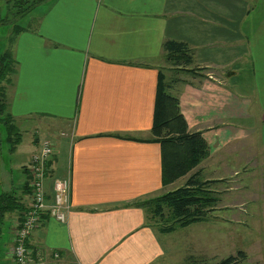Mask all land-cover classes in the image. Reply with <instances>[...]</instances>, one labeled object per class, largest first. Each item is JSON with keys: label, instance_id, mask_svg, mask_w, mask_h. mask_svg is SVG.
Returning <instances> with one entry per match:
<instances>
[{"label": "crops", "instance_id": "1", "mask_svg": "<svg viewBox=\"0 0 264 264\" xmlns=\"http://www.w3.org/2000/svg\"><path fill=\"white\" fill-rule=\"evenodd\" d=\"M36 7L41 13L26 15L32 28L13 45L8 110L22 135L18 161L0 165V192L17 190L26 206L28 160L50 138L46 191L50 198L54 176L69 178L71 206L64 222L45 215L29 246L52 264H160L174 251L178 228L160 232L136 202L196 172L217 201L189 225L215 227L199 226L184 250L197 263L243 250L249 264L248 247L237 243L247 238L257 253L264 248V0H45ZM166 40L187 43L193 66L206 68L165 79L209 153L162 185L160 144L150 130ZM20 215L8 214L2 228L9 264Z\"/></svg>", "mask_w": 264, "mask_h": 264}, {"label": "trees", "instance_id": "2", "mask_svg": "<svg viewBox=\"0 0 264 264\" xmlns=\"http://www.w3.org/2000/svg\"><path fill=\"white\" fill-rule=\"evenodd\" d=\"M44 0H14L9 5L5 21L15 32L10 33L8 46L0 52V121L5 126L11 149L21 141V134L8 110V88L16 73L13 45L17 35L33 24L23 27L16 22L24 18L38 4ZM14 17V18H13ZM2 23H0L1 25ZM163 56L173 65L174 71L195 73L193 66V50L183 41L166 40L162 45ZM174 81L180 80L175 76ZM169 83L165 75L159 70L156 87L155 106L151 125L152 140L160 144L161 183L167 185L186 175L194 169L209 153V147L201 131H190L184 115L180 110L179 96L168 91ZM208 181H200L197 173L193 172L184 184L172 190L165 191L158 196L136 202L143 208L149 220L153 219L160 232H171L179 227H185L205 217L216 200L209 190ZM29 189V182L24 184L22 191ZM30 192V189H29ZM25 210L22 196L17 190L0 192V237L6 216L12 212L23 213ZM155 220V221H154ZM246 253L238 250L220 259L215 264H243ZM190 264H198L191 259Z\"/></svg>", "mask_w": 264, "mask_h": 264}, {"label": "built area", "instance_id": "3", "mask_svg": "<svg viewBox=\"0 0 264 264\" xmlns=\"http://www.w3.org/2000/svg\"><path fill=\"white\" fill-rule=\"evenodd\" d=\"M64 134V133H62ZM55 143L50 138H43L30 155L27 169L30 174L29 201L25 210L15 223L10 257L13 264H52L47 256L36 253L28 244V238L39 227L44 216L48 215L64 222L70 210V182L67 177L54 176L51 183V197L45 187L49 172V160L54 153ZM58 252H52L57 258Z\"/></svg>", "mask_w": 264, "mask_h": 264}, {"label": "rangeland", "instance_id": "4", "mask_svg": "<svg viewBox=\"0 0 264 264\" xmlns=\"http://www.w3.org/2000/svg\"><path fill=\"white\" fill-rule=\"evenodd\" d=\"M7 1H9V0H0V23H2L0 25V52L3 51L8 46L9 40H10V37H9L10 33L15 32L14 27L12 26L11 28H9V25H11V24H7L5 21V16L7 14V10H10L11 5H12V4L9 5V2H7ZM10 1L13 2L14 0H10ZM36 8L32 9V11H31L32 15L41 13L42 9H39V8L36 9ZM16 23L18 25L23 26V27L28 26L27 17L25 16L24 18H19ZM157 64L159 65L160 71L164 75H168L170 72H175L174 71L175 69H173L174 68L173 65L169 61H167L164 56H162L159 59ZM211 71L214 75L220 74L219 73L220 70H218V71L217 70H211ZM209 73L212 74L210 71H209ZM25 140L26 139L23 138L22 143H24ZM24 159H27V154L24 156ZM14 161H18L17 155L14 153V149H11V143L7 138L5 126L0 121V165L9 166ZM14 174L17 177L22 176L23 181L26 180V175H25V173H23L21 171V166H15V173ZM182 184H183V179H181L176 184V186H179ZM151 221L153 223V219H151ZM199 226H202L205 228L207 227V229H209V230L211 229L212 231H214V227H215L214 222H212L210 220L204 221L202 223H197L195 225H189L185 229H183L182 227H179L177 229L178 231L174 235H172L173 237H172V240L170 242V243H173L176 245L174 248V251L171 252V256H169L168 254H165L163 257H161L159 259L160 264H190V261L192 258H190L189 255L187 254V252L184 250L183 241L187 242V240L189 238H192L194 236V233L198 234V227ZM178 232H185V237L183 238L184 234L178 235L179 234ZM7 238H8V234L6 233V230H5V231H3V234L0 237V264H9L2 257V256H4L6 243L8 241ZM177 244H179V245L177 246ZM237 245H238V247H244V246L248 247L249 259H250L248 261L249 264H264V248H261L260 251L257 253L256 252V245L253 243L252 244L248 243L247 238L244 239L243 242L237 243ZM227 252H228V250H226V249L223 250L222 253L219 254L221 256L214 258L215 260H212L211 258H209L207 260V263L202 261V259L198 258V263L199 264H202V263L215 264L220 259L229 256V254H227ZM196 253L199 254V252H196ZM235 254H236V252H235ZM257 255H258V257H257ZM255 257H257V258L254 259ZM244 263H245V260H244L243 264Z\"/></svg>", "mask_w": 264, "mask_h": 264}]
</instances>
